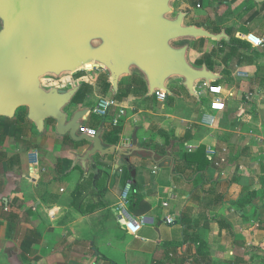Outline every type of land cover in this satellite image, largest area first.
<instances>
[{"label":"crops","instance_id":"obj_1","mask_svg":"<svg viewBox=\"0 0 264 264\" xmlns=\"http://www.w3.org/2000/svg\"><path fill=\"white\" fill-rule=\"evenodd\" d=\"M232 1L177 0L192 12L183 11L184 23L226 36L195 39L204 45L189 50L192 60L206 57L194 67L217 79L198 82L193 93L177 78L160 101L136 69L116 90L107 72L93 79L84 70L70 83L90 86L70 102L73 113L88 109L81 126L101 131V144L124 155L85 159L88 143L58 135L52 123L38 131L26 115L20 140L7 138L0 149L8 167L0 173V264H168L195 257V246L180 243L185 230L192 236L205 225L212 258L219 242L239 258L250 248L264 253V78L257 77L264 47L244 40L264 34V2ZM231 39L240 41L234 54L221 45ZM208 87H220V95ZM101 94L114 103L104 117L91 110ZM128 186L126 217L141 218L138 225H123L116 213Z\"/></svg>","mask_w":264,"mask_h":264},{"label":"water","instance_id":"obj_2","mask_svg":"<svg viewBox=\"0 0 264 264\" xmlns=\"http://www.w3.org/2000/svg\"><path fill=\"white\" fill-rule=\"evenodd\" d=\"M175 1L0 0V118L13 119L19 109L26 108L27 118L38 131L52 120L58 135L88 143L85 159L115 150L124 155L115 146L101 144V131L93 137L78 134L88 109L75 111L70 118L64 111L78 87L45 90L40 78L81 72V66L94 62L103 66L114 90L132 69L143 75L150 94L169 93L166 83L173 77L182 79L189 93L198 82L216 81L217 76L205 67L195 68L187 61V46L174 49L170 42L183 38L220 41L226 36L184 25L183 12L164 18Z\"/></svg>","mask_w":264,"mask_h":264},{"label":"rangeland","instance_id":"obj_3","mask_svg":"<svg viewBox=\"0 0 264 264\" xmlns=\"http://www.w3.org/2000/svg\"><path fill=\"white\" fill-rule=\"evenodd\" d=\"M191 1H196V0H191ZM170 6L172 8V12L164 17V18L169 19V20L173 19L179 12L186 11L187 14H188V12H191V10H189L188 8H183L182 11H181V8H179V5L177 4V0L175 2H171ZM230 14L232 15V13H230ZM189 15H190V13H189ZM184 25H189V24L185 22ZM0 28H1V24H0ZM203 42H204V40L200 41V40H194V39H190V38H183V39H178V40H174V41L170 42V46L172 48H174V49H177L178 47H182V46H187L188 49H187V53H186V59L192 66L196 67L197 66L196 65L197 60L200 57H201L200 58L201 60H204L206 56L205 57L199 56V58L196 61L192 60L193 56L189 54L190 53L189 50L190 49L194 50V49H197V48L198 49L202 48L203 45H204ZM225 43H227V42H225ZM96 68H98V69H96ZM93 69H95V70H93ZM81 70L83 72H84V70L93 71L94 73L93 72H89V73L87 72L88 74L92 75L93 79L97 78V77H100L101 75H103V73L106 74L105 69L100 68V67L95 66V65L85 66ZM78 73L79 72L74 73V74L63 73L61 75L48 74V75H45V76L40 78V85L45 90H49V89H52V88L59 89V90H67L68 88L72 87L70 85V83H72L73 81H75L79 77ZM102 77L103 76H101V78ZM168 81H169V83L178 82L177 77L176 78L175 77L170 78ZM98 96L99 97H103V98H109L111 100L113 99L112 95H102L101 94V95H98ZM95 105H96V103H95ZM75 106L76 105H74L72 103V104L66 106L64 108V111L67 114H72L73 111H74V107ZM21 109H23L26 112V108H21ZM93 109H94V107H92L91 110L93 111ZM28 129H29V130H27L28 133L31 132L32 131V126L28 127ZM36 137L37 136L35 135V133L31 132L29 139L33 140V139H36ZM0 149H1V147H0ZM6 168H8V167L6 166ZM6 168L4 166L0 165V173L4 172ZM105 232H107V229L105 230ZM202 233H203L202 236L204 238H206V241H208L207 240V236H206L207 233H205V231H203ZM209 243L207 244V247H206V255H205L206 257L204 258V260H200L199 263H195L193 261L192 256L181 258L178 255L177 258L174 257L173 259H171L168 264H264V253H262L260 250H257L255 248H250V249H248L247 254H244L243 258L240 257V259L237 260L236 256L234 254L232 255L231 252H229L230 251L229 244L228 243L224 244L223 242L222 243L219 242L217 244V245H219L218 246V250H216L215 255H213V258H212V257H210L211 254L209 253V248L211 247L212 242L210 244ZM119 249L121 251L122 248H119ZM122 259H123V257H120V259H119L120 262H123Z\"/></svg>","mask_w":264,"mask_h":264},{"label":"trees","instance_id":"obj_4","mask_svg":"<svg viewBox=\"0 0 264 264\" xmlns=\"http://www.w3.org/2000/svg\"><path fill=\"white\" fill-rule=\"evenodd\" d=\"M235 1H237V0H233L232 2H235ZM218 32H219V29L214 30V33H218ZM221 45H223V46L225 45V46L229 47L230 53L233 52V54H234V52L237 50L234 48H237L236 46L240 45V41L238 39H231L229 41V45L226 44L225 42H221ZM230 53H229V56H231ZM201 64H202V61L196 62L197 66H201ZM82 74H83V72H79L78 76H80ZM257 77H259V78L263 77L264 78V67H261L257 70ZM108 87H110V85L107 83L106 88H108ZM89 91H90V86H88L87 84H83L80 87V89L78 90L75 97L73 98V102H76V101L80 100L81 98H83V96ZM25 117H26V112L23 109H19L16 112L15 117L13 119L0 118V147L2 146V144L4 143V141L7 138H12L15 142L20 140V137L23 133V127H24L23 123L25 122L24 121ZM46 123H48V124L52 123V125L54 124V122L52 120H48V121H46ZM3 157H5V156L0 151V162L2 161ZM131 204H132L133 208H134V206L136 207L135 212H138L140 207H141L140 202L136 203V201H134ZM200 231H202V232L205 231V233H207L208 232V226L205 225L204 227H202V229H200ZM200 231L198 233H196L195 235L191 236V235L187 234V232L185 230L183 241L180 243V245L184 244L187 246H195V248H196L195 249V257L193 258V261L195 263H199L200 260H204V258L206 257L205 255H206L207 241H206V238H204L202 236V232H200ZM29 246H30L29 243H26V242L21 243V248H22L23 252L28 253V254L30 253ZM240 246H241V244L237 243L236 247L240 248ZM236 259L238 260L240 258L236 257Z\"/></svg>","mask_w":264,"mask_h":264},{"label":"built area","instance_id":"obj_5","mask_svg":"<svg viewBox=\"0 0 264 264\" xmlns=\"http://www.w3.org/2000/svg\"><path fill=\"white\" fill-rule=\"evenodd\" d=\"M244 40L246 43H248L252 47H257V48L264 47V34L261 36H257L253 33H248L245 35ZM208 92L212 95L219 96L221 93V89H220V87H208ZM155 95H156L157 99L160 101H164L166 98V95L160 91H155ZM220 101H221L220 98H216L215 99V105H219ZM113 106H114V103L110 99L100 97L97 100V103H96V106H95L93 112L95 115L104 117L108 114L110 108H112ZM123 114H124L123 110H120L119 115H123ZM117 122H118V118L114 119L113 125H116ZM96 132L97 131L95 129L85 128L82 126H80L78 129V134H83V135H87L90 137L95 136ZM129 190H130V186H128L125 189L124 194L121 196L120 201L118 203V207L116 209V213H117V216L119 217V221L124 222L123 225H126V224L138 225L142 221L141 218L129 221L126 217V206L128 204L127 194L129 192Z\"/></svg>","mask_w":264,"mask_h":264},{"label":"bare ground","instance_id":"obj_6","mask_svg":"<svg viewBox=\"0 0 264 264\" xmlns=\"http://www.w3.org/2000/svg\"><path fill=\"white\" fill-rule=\"evenodd\" d=\"M98 42H99V41H97V42H93V43L91 44V46L94 47ZM92 65H98V66H100L99 64H95L94 62H89V63H87V64L81 66L80 69H83L85 66H92ZM100 67L103 68V66H100Z\"/></svg>","mask_w":264,"mask_h":264}]
</instances>
